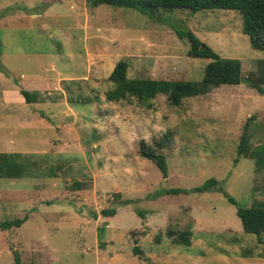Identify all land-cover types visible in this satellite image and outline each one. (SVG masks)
<instances>
[{
  "label": "rangeland",
  "instance_id": "rangeland-1",
  "mask_svg": "<svg viewBox=\"0 0 264 264\" xmlns=\"http://www.w3.org/2000/svg\"><path fill=\"white\" fill-rule=\"evenodd\" d=\"M176 28L239 59L243 82L179 105L164 94L107 100L120 60L131 78L201 80L209 59L188 56ZM0 39V153L36 164L0 177V221L27 216L0 229V264L14 252L21 264H264V233H245L222 192L164 193L213 177L239 204L264 203V160L239 151L245 123L249 151L264 146V94L249 87L264 89V49L251 47L237 11L151 17L88 0H0ZM142 142L165 155L166 177ZM179 231L189 246L169 233Z\"/></svg>",
  "mask_w": 264,
  "mask_h": 264
},
{
  "label": "trees",
  "instance_id": "trees-1",
  "mask_svg": "<svg viewBox=\"0 0 264 264\" xmlns=\"http://www.w3.org/2000/svg\"><path fill=\"white\" fill-rule=\"evenodd\" d=\"M90 5H109L114 7H126L138 12L154 17L160 10L173 11L174 9H188L191 12L208 9H223L237 11L242 20V31L249 37L250 45L256 49H264V0H88ZM175 34L180 39H187L190 47L188 56L209 59L206 63L202 78L199 81L191 80H165L151 78H134L127 76L128 63L125 60L118 61L111 70L108 80L112 87L105 92V97L109 101H118L129 97H134L139 101L147 102L157 94L166 95L172 105H179L184 98L196 97L210 92L212 89L223 84L237 85L243 82L242 67L239 59L220 57L209 45L201 41L196 34L185 28H176ZM0 39V54H1ZM259 80L264 83V63L259 62L257 67ZM249 87L256 89L260 94H264L262 86L256 82H249ZM158 148H162V143L158 142ZM249 133L247 123L244 125L243 133L240 136L239 151L245 157H252L254 163L263 162L264 146H257L249 151ZM139 154L152 160L162 172L163 177L167 176V162L164 154L157 152L144 142L141 143ZM257 158V159H256ZM32 167H36L33 161H23L21 153L10 152L0 153V177L21 178L32 174ZM219 191L224 194L227 201L235 206L236 215L240 219L242 230L245 233L254 234L257 240L262 242L264 233V203H256L253 206H245L229 195L220 184V181L211 177L200 186L191 190L168 189L165 194L188 193L191 191ZM113 209L102 210V215L112 216ZM27 220L25 215L22 218L0 221V229L19 227ZM173 240L178 244L190 245V232L179 231L169 232ZM135 252H140L134 247ZM14 264H21L20 258L14 252Z\"/></svg>",
  "mask_w": 264,
  "mask_h": 264
}]
</instances>
